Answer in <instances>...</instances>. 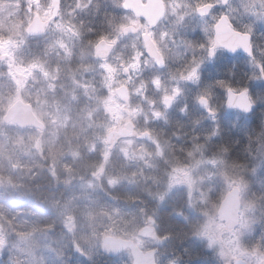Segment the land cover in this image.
Instances as JSON below:
<instances>
[{
  "label": "rangeland",
  "instance_id": "1",
  "mask_svg": "<svg viewBox=\"0 0 264 264\" xmlns=\"http://www.w3.org/2000/svg\"><path fill=\"white\" fill-rule=\"evenodd\" d=\"M189 1L204 3L206 0ZM232 4L235 9L242 7L247 22L261 23L252 30L256 40L254 57L230 61L233 66L243 67L241 74L245 77L244 87L237 80L232 82H236L239 90L247 89L254 102V111L245 115L247 117L225 110L224 92L228 83L218 84L209 91V86L201 87L210 66L207 58L210 38L203 36L204 43L193 51L197 55L196 75L193 76L195 68L189 61L193 56V43L183 42L185 48L172 46L173 39L164 24L168 17L161 21L162 28L157 34L169 55L177 58L170 62V69L179 70V63L187 59L182 69L186 81L176 85L172 81L170 86L155 84V88L163 89L165 94L172 95L176 87L180 90L181 96L172 110L166 109L164 103L162 106V100L158 101L161 107L151 108L150 102L134 100L125 106L118 99L113 71L116 59L104 63L92 53L99 40L93 44L90 40L95 37V30L91 29L95 26L90 20L108 14L101 12L104 5L101 0H62L56 15L52 0H0V190L8 191L15 185L10 164L21 167L17 178L29 164H34L35 167H28L35 172L33 181L39 178L45 186L48 164L53 161L66 164L65 180H59L60 187L66 188L65 193L58 194L57 203L43 207L41 218L29 220L33 210L28 209L30 216L20 211L14 214L15 218L10 217L19 223H8L4 217L0 219V264H84L86 256L87 264L99 261L101 264V260H108L102 252L103 239L112 235L99 233L105 224L115 225L118 216L127 215L130 233L125 237L144 246L153 245L142 240L138 231L147 216H158L166 207L179 208L177 217L193 234L197 241L195 247L205 246V254L209 250L204 263L228 264L235 258H245L252 264H264V71H261L264 65V0H236ZM109 5L122 14L118 34L123 35L122 29L128 25V17L123 15L126 13L124 0H111ZM178 6L181 14L190 13L182 11V4ZM187 9L193 14L190 6ZM36 15L48 21V28L44 35L32 39L26 30ZM169 33L176 35V31ZM222 60L223 56L219 55L213 66L221 65ZM203 97L210 100L208 110H212L213 115L206 113L205 116L213 130L204 132L200 128L199 138L187 139V144L181 145L176 152L172 133L165 134L164 144L159 146L157 141L152 144L158 145V149L136 139H125L115 147L114 150L123 155V163L132 170L133 177L127 178L120 175V171L115 173L112 167L108 168L107 157L100 161L103 167L99 166V161H83V154L92 148H86L84 142H94L96 136L102 135L109 146L108 135L124 125L127 107L140 127L155 130L158 128L153 122L164 116L171 120L174 112H179L180 105L188 102L198 105ZM20 99L35 107L36 114L47 125L46 131L21 130L14 124L4 123L6 112ZM182 107L184 111L188 108ZM180 116L193 115L183 112ZM249 154L258 165L254 175L250 170L246 174L239 171L241 162ZM85 163L89 165L82 166ZM54 165L58 166L55 162ZM1 175H7L11 181ZM22 183L31 189L23 179ZM55 184L59 185L57 181ZM242 184L245 188L240 192V225L229 229L220 220L219 210L227 194L235 188L241 191ZM125 190L133 197L128 209L116 198ZM136 194L142 197L140 201ZM5 195L0 201L8 215L11 213L8 210L16 205V196ZM40 200L47 203L46 196ZM99 204H102L100 208ZM33 205L39 206V203ZM108 212L112 221L104 223ZM53 218L60 228L55 225L44 229L35 225ZM27 229L30 230L23 231ZM181 256L173 255L161 264L191 262L190 258L182 259ZM119 260L132 264L129 253L113 264H119Z\"/></svg>",
  "mask_w": 264,
  "mask_h": 264
},
{
  "label": "flooded vegetation",
  "instance_id": "2",
  "mask_svg": "<svg viewBox=\"0 0 264 264\" xmlns=\"http://www.w3.org/2000/svg\"><path fill=\"white\" fill-rule=\"evenodd\" d=\"M233 1L236 0H230L227 4H224L222 0H206L204 1V3L190 2L189 0H125L126 8L124 9L126 11L125 17L126 15L128 17V25H126L124 29H122L123 35L118 34L119 23L115 13H110L115 16V18L110 22L106 21L110 15H101L97 18V20L91 21V25L95 26L91 27V29L95 30V35L98 33V37L94 41L104 38L107 43L109 42V45H107L108 47L106 49V51H110L109 54L103 57L105 59H98V61L106 63L110 59H116V67H113V71L115 74L114 79L116 81L114 89L116 91V95L118 94L121 96L122 93L129 101L128 103L125 102L121 100L117 95L121 103H123L125 106H129L133 103L134 100L138 102H150L151 108H157L161 107V105L158 104V101L162 100V106L164 103L166 105V109L172 110L175 101H177L181 96V92L177 87L173 89L172 95L165 94V91H163V89H159L158 87L155 88V84L161 85L164 83L165 85L170 86L172 84V81L175 85L178 82L186 81L185 77L183 76L182 69L184 63L186 64L187 59L179 63V70H171L169 67L170 62L172 63V61L177 60V58H173L169 55V51L164 46L165 43L162 42L157 34L158 30L162 28L160 27V25L162 24L161 21L163 19H166V17L168 18L165 20L164 24L166 25L168 34L173 39L172 46L185 48V46L182 44L183 42L186 44L193 43L191 53L196 50L198 45L204 43V40L201 39L203 36H208L211 39L215 35V25L223 16H228L229 23L230 25H233L235 27V30H238L241 34H248L252 38H254L255 34L252 32V30L261 26L260 21H255L258 25L253 22H247L244 19V10L242 9V7H238V9L233 8ZM179 4L183 5L182 11H189L190 13L181 14L178 6ZM203 4L213 5V8L210 9L209 12L205 15H201L196 10L198 6H201ZM189 6L191 7L193 14L190 10H185ZM235 12H237V14H235ZM194 19H196L197 22H195ZM46 22L47 27L44 30L45 32L42 33L43 35L44 33H46V30L48 28V21ZM106 24H110V26L106 31L107 34H104V36H102L101 27ZM262 28H264V26ZM174 31H176V35L169 33ZM90 32L92 34V30H90ZM33 36L36 37H31L32 39L41 37L39 35ZM181 36H184V38H181ZM111 37L114 39H110ZM150 39L156 45V52L154 55L151 54L148 50L147 44H151ZM210 52L211 48L209 44L207 50V58L210 66L205 71V82L201 84V87L207 85L210 87V89H207L209 91L214 88L215 84L222 85L225 83H232L224 92L225 101H227L229 98L228 89H231V91H234L236 93H240L238 92L239 89L236 88V82L232 81L237 80L238 82H241V87H244L245 81V77L241 74L243 67H241L240 65L233 66L230 61L236 60L238 58L251 59L252 56L246 54L245 52H236L234 54H231L228 51L222 49L217 50L214 56L211 55ZM219 55L223 56V60L221 61L222 64H218L216 67H214L213 65L217 63ZM191 57L192 58L189 61L196 69L197 55L193 53V56ZM177 74L179 76H177ZM241 90L244 91L245 89ZM209 102L210 100L208 98H201L200 103L198 104L199 108L194 109L191 112L193 116L190 117L180 115L184 112L181 111L182 106L191 105V102L180 105L181 108L179 112H174L173 117L171 116V120H167L168 116H164V118H159L158 122H153V124L157 125L158 128L155 130L140 127L133 118L132 111L127 107L126 109H124L127 115L124 125L113 129V131H110V133L123 130L129 121H131L133 124V131L130 130V132H126L123 135L113 134L111 138L112 141H110L109 139V133V146L108 143L104 142V137L102 135L96 136L94 142H86L84 144L86 148H88L89 146H92V148L90 149V152L83 154V161H99V166L103 167V163L100 161H103L107 157L108 160L106 161V165H108V168L112 167V171H114L115 173L120 171L119 174L125 175V177L127 178L133 177V174L131 173L132 170L128 169L123 163L125 159L121 152L119 150H114L117 145L121 144L125 139H136L140 143H144L158 149V145L160 146L164 144L163 139L165 137V134L172 133L174 134L173 148L176 152V149H179L181 145L185 146L187 144V139L195 141L202 134L200 128H202L204 132H210L213 130V127L211 125L209 126V123L205 116L206 113H208L209 115L213 114L212 110H208L210 106ZM33 109L35 110L34 106ZM198 114H200L202 117H205L206 120L203 121L204 125H180L183 120L187 121L189 118H191V120L193 121ZM182 132H191V135H183ZM154 142L158 144L157 147H154L152 145L154 144ZM206 142L208 143V140H206ZM207 148L209 149V144L207 145ZM131 160L133 161V159ZM54 162L58 166H55ZM86 165L89 164L85 163L83 166ZM48 166V180L46 181L47 185L45 186L44 182H41L39 178L38 181H33L35 173H33V171H31L28 167H26L25 172L23 169L21 173L23 175L17 178L16 175H19L21 167L18 165L16 168H14L13 165H11L10 169L12 170L13 175H15L13 176L11 174L12 177H15L13 179L15 185L9 188L8 191L0 190V200L6 197L5 194L16 196V205L8 210L9 212H27L28 209L37 210L40 208V206L38 207L33 204L37 202V199L39 197L47 196L48 198H50V203L52 204L53 202H58V194H64L66 190L65 186L62 185L60 187L59 183V180H65L64 172L66 170V164L63 161H53L52 163H49ZM8 171L9 170H7L6 174H8ZM29 175L31 177H29ZM1 176L4 179L11 181L6 177V175ZM27 176L30 178V180L27 178ZM56 178H58V180ZM22 179L27 183V185L30 186L31 189L23 185ZM55 181H57L59 185H56ZM244 188L245 187L242 184L241 191L238 188L239 193H242V190L244 191ZM20 189H22L23 191H21ZM54 196L56 197V200H53ZM21 198L25 200L21 201ZM178 209L179 208L176 207H166L158 216H147L146 220L142 224L143 226L150 225L153 227V234L151 233L152 238L150 239L154 240L156 247L150 248L147 246L145 247L142 244L138 245L144 251L157 249V264H159V257H163L160 251L163 250L162 246L167 240H163L162 238H160L156 234L155 230L158 227L169 228L172 225H175L176 228H179L181 223L185 225V223H183L181 219L177 217L176 212L178 211ZM6 212L7 211L5 207L2 208V204L0 201V214L4 215ZM150 213L153 215L152 212ZM224 223L229 226L227 222L224 221ZM55 225L57 228H60L57 221L53 218L49 222V226L55 227ZM186 241L192 244L191 239H187ZM0 250L2 251V246ZM204 251L205 246L197 248L192 246L191 254L189 256L182 255V258L189 257L191 259V262L189 264H216L214 261L204 263L203 260L209 256V250L207 254H205ZM196 253H199L200 256H197ZM210 259L214 260V258ZM246 261L249 262L245 258H235L228 264H245ZM183 264L187 263L183 262Z\"/></svg>",
  "mask_w": 264,
  "mask_h": 264
},
{
  "label": "water",
  "instance_id": "3",
  "mask_svg": "<svg viewBox=\"0 0 264 264\" xmlns=\"http://www.w3.org/2000/svg\"><path fill=\"white\" fill-rule=\"evenodd\" d=\"M228 1L229 0H223L224 3H227ZM53 4L56 7V11H58L60 0H53ZM44 28H45V23L42 22L39 17H36L32 22V24L28 27L27 32L30 35H38L44 32ZM250 38H251L250 39V44H251L252 37L250 36ZM107 45L109 44H107L105 41L103 43L100 42L97 45L96 47L97 57H104L107 54H109L110 51H106L108 47ZM148 48H149V52L154 55L156 52L154 46L149 45ZM236 52H245V51L241 47ZM229 53L234 54L232 52ZM240 105H243L244 107H241ZM226 109L228 111L238 109L248 114L252 111L253 105L246 91L240 94H236L231 91V93H229ZM5 122L7 123L14 122L23 128H26L28 126L44 128V124L34 114L32 107L30 105L23 103L22 101L17 102L13 107L10 108L7 115L5 116ZM128 127L132 128V125L129 124ZM125 131L127 130L125 129ZM119 134H122V132H119ZM239 207H240V202L238 198V190H235L227 196L221 208L222 218L228 220L229 217L232 216L231 219L229 220V224L231 226L237 224V214L239 213ZM150 232H151L150 228H144L141 231V234L146 236ZM103 249L113 255H117L119 252L125 249H131L132 254L134 256V264H155V251L144 253L131 240H127L123 238H115L112 236L106 237L103 243Z\"/></svg>",
  "mask_w": 264,
  "mask_h": 264
},
{
  "label": "trees",
  "instance_id": "4",
  "mask_svg": "<svg viewBox=\"0 0 264 264\" xmlns=\"http://www.w3.org/2000/svg\"><path fill=\"white\" fill-rule=\"evenodd\" d=\"M110 1L111 0H102L101 1L104 4L101 7V12L102 13H108V14H104V15H110L107 18V20H106L107 22H110L111 20H113L115 18V17H112L110 13H117L118 12V11H115V10L111 9V6L109 5V2ZM107 6H109V8ZM90 21H92V20H90ZM109 26H110V24H106L103 27H101L102 36H104V34L105 35L107 34L106 31L109 29ZM97 37H98V33L95 35V38H93L92 40H95ZM135 196L139 199V201L142 198V197H138L137 194ZM116 198L122 200V202H124V204L127 206V207H124V209H128L129 208L128 206H130L129 205L130 204L129 203V200L131 198H133V197L130 196V193H129L128 190H125V191H123V193H122L121 196H118ZM138 199H135V200H138ZM101 205L102 204H99L98 205V208H100ZM98 212H100V211H98ZM121 213H123V212H121ZM121 213H119V214H121ZM109 216H110L109 215V212L107 214H105L104 223H105V220H111L112 221V219L109 218ZM10 217L15 218V215L14 214L13 215H6V218L10 222H16V221H14L16 219H11ZM30 217H31V219L29 218V220L32 221V218H33L34 221H35V220L41 218V214H39L38 211H34L31 214ZM116 221H117V224H115V225H113L112 222H109V223L105 224L104 227L99 231V233L100 234L101 233L103 234L105 232H109V233H111L113 235L122 236V237H125L126 236L125 235L126 233H130L129 232V229H127L128 228L127 215L125 217H123V218L121 216H118L117 219H116ZM44 224L45 223H43V224L42 223H38V222L35 223L36 227H38V228H41L42 227V228L45 229L46 226ZM28 230H30V229L23 230V231H28ZM33 230H34V228H33ZM161 233H162V235H170L173 239L175 238L176 240L177 239H182V240L188 239L187 237L190 236L189 235V230L186 229V227L184 225H182V224L180 225L179 228H176L175 225L174 226L172 225L169 228H159V234H161ZM175 243L176 244L181 243L182 245H184L186 242H184V241H176ZM176 244H173V246H176ZM116 260H117L116 258L110 257V258H108L107 261H103V263L104 264H113V262L114 261L116 262Z\"/></svg>",
  "mask_w": 264,
  "mask_h": 264
},
{
  "label": "snow or ice",
  "instance_id": "5",
  "mask_svg": "<svg viewBox=\"0 0 264 264\" xmlns=\"http://www.w3.org/2000/svg\"><path fill=\"white\" fill-rule=\"evenodd\" d=\"M212 8V4H203L198 6L196 10L201 15H205ZM250 39V35L241 34L238 30H235L233 25H230L228 16H223L215 25V35L209 40L211 48L210 54L214 56L217 50L220 49L235 53L242 47L245 52L254 57ZM103 42L102 40L101 43ZM261 71H264V65H262ZM192 75H196V69H193ZM247 91L248 90H246V92ZM228 92L231 93V89H228ZM240 106L244 107L243 105Z\"/></svg>",
  "mask_w": 264,
  "mask_h": 264
},
{
  "label": "clouds",
  "instance_id": "6",
  "mask_svg": "<svg viewBox=\"0 0 264 264\" xmlns=\"http://www.w3.org/2000/svg\"><path fill=\"white\" fill-rule=\"evenodd\" d=\"M249 170L251 171L253 175L258 171V165L256 163V160L253 157H251L250 154L247 155V158L241 162V165L239 168V171L242 174L248 173ZM5 264H7V262H5Z\"/></svg>",
  "mask_w": 264,
  "mask_h": 264
}]
</instances>
